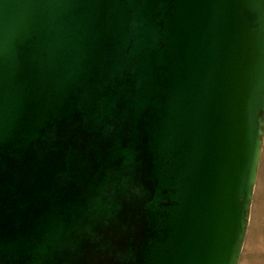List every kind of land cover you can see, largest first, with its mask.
<instances>
[{
    "label": "water",
    "instance_id": "1",
    "mask_svg": "<svg viewBox=\"0 0 264 264\" xmlns=\"http://www.w3.org/2000/svg\"><path fill=\"white\" fill-rule=\"evenodd\" d=\"M264 144V0H0V264H239Z\"/></svg>",
    "mask_w": 264,
    "mask_h": 264
},
{
    "label": "rangeland",
    "instance_id": "2",
    "mask_svg": "<svg viewBox=\"0 0 264 264\" xmlns=\"http://www.w3.org/2000/svg\"><path fill=\"white\" fill-rule=\"evenodd\" d=\"M239 264H264V144Z\"/></svg>",
    "mask_w": 264,
    "mask_h": 264
}]
</instances>
